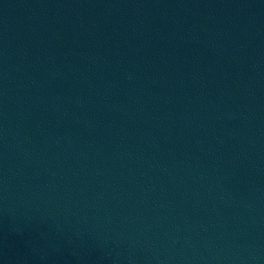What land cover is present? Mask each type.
<instances>
[{
    "label": "water",
    "instance_id": "water-1",
    "mask_svg": "<svg viewBox=\"0 0 264 264\" xmlns=\"http://www.w3.org/2000/svg\"><path fill=\"white\" fill-rule=\"evenodd\" d=\"M0 264H264V0H0Z\"/></svg>",
    "mask_w": 264,
    "mask_h": 264
}]
</instances>
